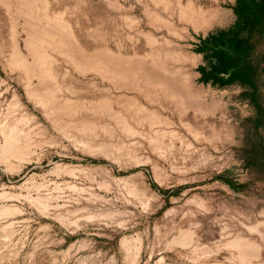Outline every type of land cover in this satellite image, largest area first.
Masks as SVG:
<instances>
[{
    "label": "rangeland",
    "instance_id": "rangeland-1",
    "mask_svg": "<svg viewBox=\"0 0 264 264\" xmlns=\"http://www.w3.org/2000/svg\"><path fill=\"white\" fill-rule=\"evenodd\" d=\"M241 8L0 0V264H264V37ZM56 25L135 80L116 89L82 69ZM222 36L255 44L254 86L204 49ZM43 66L73 107L46 109L28 92ZM153 80L187 85L195 102L179 105Z\"/></svg>",
    "mask_w": 264,
    "mask_h": 264
},
{
    "label": "bare ground",
    "instance_id": "bare-ground-1",
    "mask_svg": "<svg viewBox=\"0 0 264 264\" xmlns=\"http://www.w3.org/2000/svg\"><path fill=\"white\" fill-rule=\"evenodd\" d=\"M188 12L190 13V16L193 18V16L197 17L199 19L200 14H198L197 12L194 11V9L190 8L188 9ZM28 13V12H26ZM28 18V17H27ZM32 18V16L30 17ZM29 20V19H28ZM31 20V19H30ZM37 22V21H36ZM56 22V21H55ZM28 23V22H27ZM194 23V20H193ZM46 24V23H45ZM49 24V23H48ZM51 24V23H50ZM37 25V24H36ZM55 25V24H54ZM201 25V23H200ZM46 26V25H45ZM48 27V26H47ZM36 29V28H35ZM49 29V28H48ZM33 30V29H31ZM40 30V29H39ZM56 31H59L61 34V39H60V44H64L67 46L68 48V54H69V58L72 59L73 62H76L78 64V66H82V69L86 70V69H92L93 71L99 73L104 79L109 80L114 87H116V89L120 88V84H121V80H123L125 83H127L128 85L131 84L134 80H135V72L127 69V68H123L124 65H122V67L120 66V60H118L116 57H113L110 54H102L99 56H93V57H89L84 55L81 50L79 49V47L77 45H75L71 35H65L64 33V26H59L56 25L55 28ZM38 32V30H37ZM36 32V33H37ZM41 32V31H40ZM47 32V31H46ZM45 32V33H46ZM35 33V34H36ZM32 34V33H31ZM34 34V35H35ZM39 35V34H38ZM49 35V34H48ZM59 35V34H58ZM45 36V35H44ZM53 36V35H52ZM55 36V35H54ZM57 36V35H56ZM32 37V36H31ZM51 37V36H50ZM33 38V37H32ZM31 38V39H32ZM36 38V36H35ZM48 38V37H47ZM50 39V38H49ZM31 40H29L30 42ZM44 41V40H43ZM42 41V42H43ZM28 42V43H29ZM51 42V41H50ZM53 42V41H52ZM40 43V42H39ZM48 43V41H47ZM65 46V47H66ZM34 47V46H32ZM36 47V46H35ZM47 47V46H46ZM48 48V47H47ZM35 49V48H34ZM41 51V50H40ZM44 51V50H43ZM42 52V51H41ZM38 53V52H37ZM63 53V52H62ZM35 54V53H34ZM66 54V52H65ZM37 55V54H36ZM110 55V56H109ZM17 56V55H16ZM14 58L15 61L20 62L22 65L25 64V61L21 60L19 57ZM19 56V55H18ZM42 56V55H41ZM68 56V55H67ZM41 59V57H40ZM16 63V62H15ZM38 63L41 64V62L39 61ZM125 63V62H124ZM136 63V61L134 62ZM138 66H143L144 64H137ZM49 66V65H48ZM129 67V65H128ZM24 68V67H23ZM42 68V67H41ZM142 69V68H141ZM151 70V69H150ZM149 72V71H148ZM152 74V72H150ZM40 75H41V79H39L38 84L32 88V85L29 86V88L27 87V90L29 93H31L32 96L36 97L37 99H39L41 101V105L46 108L49 109L50 107H60L61 105H65V106H72L75 105L76 103L68 100V99H64L61 100L63 98H60L57 96V93L59 92V86L57 85V80H53L51 77V68L48 67H44L41 69L40 71ZM155 75V74H154ZM167 78V77H166ZM162 79V78H161ZM172 79V78H171ZM157 82H155L153 80V84L157 87H168L171 89V95H173V97H177L180 102L179 105L187 108L188 106H192L190 104V102H195L193 99H191V91L189 90V87H187V85L185 84H177L174 82H169L166 80H156ZM125 87V86H124ZM122 88V87H121ZM126 88V87H125ZM123 89V88H122ZM127 89V88H126ZM151 89V88H150ZM154 90V89H153ZM126 92V91H125ZM171 97V96H170ZM200 97V96H199ZM176 98V99H177ZM125 99V98H124ZM178 100V101H179ZM102 103L99 104L101 105V107H108L109 105V101L104 99L101 101ZM127 105H130L132 107H134L135 112L139 113L143 110L142 106L139 105L138 103H136L135 101H128ZM131 103V104H130ZM79 105V103H77ZM63 106V107H65ZM73 107V106H72ZM195 107V106H194ZM62 108V106H61ZM66 108V107H65ZM64 109V108H63ZM68 110V109H67ZM148 109H146L147 111ZM49 111V110H48ZM57 110H52L51 113H55ZM145 111V110H144ZM74 112V111H73ZM50 113V112H49ZM66 113V112H65ZM110 115H112V117H114L117 122L122 123L121 125H123V116L121 117L120 114L118 113H114L109 111L108 112ZM70 115V114H69ZM149 121L152 124H157L160 123V120L157 118V116L154 115V113L149 112L147 114ZM54 120V119H53ZM159 121V122H158Z\"/></svg>",
    "mask_w": 264,
    "mask_h": 264
},
{
    "label": "trees",
    "instance_id": "trees-1",
    "mask_svg": "<svg viewBox=\"0 0 264 264\" xmlns=\"http://www.w3.org/2000/svg\"><path fill=\"white\" fill-rule=\"evenodd\" d=\"M241 2L240 18L248 19L251 17L254 33L264 37V2L258 3L255 0H241ZM238 38V36L233 39H227L226 36L214 38L211 42L204 43V49L224 53L231 61L236 76L242 78L246 85L254 86L258 67L252 64L251 57L255 44L251 42L249 37L243 41H239Z\"/></svg>",
    "mask_w": 264,
    "mask_h": 264
}]
</instances>
